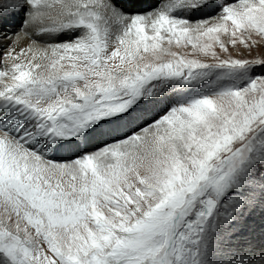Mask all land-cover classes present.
<instances>
[{
	"label": "snow or ice",
	"instance_id": "6c2138e0",
	"mask_svg": "<svg viewBox=\"0 0 264 264\" xmlns=\"http://www.w3.org/2000/svg\"><path fill=\"white\" fill-rule=\"evenodd\" d=\"M17 16L0 264H264V0H0Z\"/></svg>",
	"mask_w": 264,
	"mask_h": 264
},
{
	"label": "rangeland",
	"instance_id": "374dc122",
	"mask_svg": "<svg viewBox=\"0 0 264 264\" xmlns=\"http://www.w3.org/2000/svg\"><path fill=\"white\" fill-rule=\"evenodd\" d=\"M143 2H145L147 4V6L152 7V6H159L161 3L164 2V0H143ZM19 24H20V17L17 16L14 19H9V20L5 21L2 25H0V27H2L4 31H7V32H9V34H11L12 31L18 29ZM23 38L24 37L21 36L20 40ZM20 40H19V44H20ZM181 51H184V50H181ZM232 51H233V55H236L235 50H232ZM241 51L244 52V55H247L246 51H244L243 49H241ZM260 54H264V45L257 47L252 52L253 56L260 55ZM68 155H70L69 152H67V151L63 152V153L59 154L58 159L66 158Z\"/></svg>",
	"mask_w": 264,
	"mask_h": 264
},
{
	"label": "bare ground",
	"instance_id": "6f19581e",
	"mask_svg": "<svg viewBox=\"0 0 264 264\" xmlns=\"http://www.w3.org/2000/svg\"><path fill=\"white\" fill-rule=\"evenodd\" d=\"M19 46H26V41L24 38L20 40Z\"/></svg>",
	"mask_w": 264,
	"mask_h": 264
}]
</instances>
